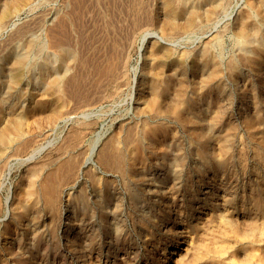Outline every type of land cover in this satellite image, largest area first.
I'll use <instances>...</instances> for the list:
<instances>
[{
    "label": "rangeland",
    "instance_id": "obj_1",
    "mask_svg": "<svg viewBox=\"0 0 264 264\" xmlns=\"http://www.w3.org/2000/svg\"><path fill=\"white\" fill-rule=\"evenodd\" d=\"M9 1L0 0V7L3 5L13 7L19 3L17 1H14L15 4L14 2L9 3ZM162 1H20L21 3L17 4V12H13L15 18L13 28L0 29V117H3L6 123L8 122L10 136L17 140L14 142L16 144L13 143V147H17L15 151H13L14 148L8 147V143L11 142L7 140L6 148L2 151L4 153L0 152V217L4 218L0 221V264H15L12 248L15 243V236L20 231L14 219L18 212L17 206L19 203L29 205L24 216L29 224L42 227L49 224L58 227L69 225L75 230L79 227L80 213L74 202L69 203L66 211H63L65 213L60 215V213L46 206L42 195L34 196L35 192H32V194L28 192L29 189L36 188L40 183V179L53 170L51 169L54 167L53 162L64 152L74 156L77 169L83 163L88 148L97 137L99 139L97 150L108 148L110 140L117 138L122 150L125 152L129 144L124 139L126 133L145 134L152 138V144L144 147L143 158L141 159V163L148 167L147 177L153 179L156 176V166L161 164L166 167L173 166L179 170L187 165L194 166L197 159L190 140H192V137L196 138L195 132L189 131L185 121L171 112L176 102L171 94H174L177 91L176 89L180 88L185 94L191 91L199 92L196 100L191 103L192 109L196 110V114H200L201 111L203 113L207 112L205 116L201 117L203 118V126L214 139L215 152L219 157H224L227 154L230 163L233 164L232 174L217 173L212 175L211 172H205L203 174L204 181H221L222 187L210 183L211 186L203 188L200 193H209L210 188L211 190L214 188L215 197L218 195L232 200L234 198L233 192L239 190V213L235 212L230 203L228 204L230 210L234 213L235 219H239L237 222L239 231L247 233L250 238L256 234L255 227L264 225V215L254 207V200L251 199L255 195H258L257 198H264V53L254 55L251 58L253 62H248L246 52L253 51L254 44L252 40L250 42L249 36L237 35L234 23L248 9L254 10L257 18V28L259 29L258 37L264 40V21L258 15V10H256V0H218V12L209 25L195 29L193 33L179 32L170 35L165 34L157 23V19L162 16L159 8ZM185 1L187 3H199L202 7L214 4L213 0ZM217 20L220 23L212 31V34L217 32L221 35L220 56L224 62V68L220 79L222 86L220 85L216 89L215 85L202 86L199 83L207 70L206 67H203V64L214 48L209 47L210 43H207L208 45L206 44V50L203 53L205 55L196 56L198 58L197 63H193L192 53L199 52L202 41L204 42L206 39L203 36L210 32L211 25ZM145 35L148 38L142 43ZM154 35L164 36L160 40L153 37ZM234 39L238 40L235 44ZM169 40L171 41L169 42ZM2 42L4 45H2ZM154 44L165 49L158 50V57L162 61V72L166 75V80L168 79L170 82L169 90L162 93L161 96V100H164L161 104L167 116H155L152 114L153 109L150 106L147 104L142 105L137 99L136 80L138 83L144 77V80L147 81L149 74L144 67L147 66L145 53L148 49L153 48L152 45ZM60 45L67 46L74 56V61L70 62L72 63L70 64L71 69L62 81L63 95L62 99L60 98L63 102L62 106L58 104L57 98H43L41 96L44 91H48V88L44 87V79L58 70L56 64L43 65V61L51 58L50 51L57 50ZM183 50L188 51L189 54L184 57L185 59H177L179 51ZM232 55L238 59L236 70H232L227 66V60ZM22 57L24 58L22 59ZM18 60L22 62L19 70L21 77L19 85L14 87L10 79L11 69ZM124 73L125 79L121 81V75L123 76ZM228 73L230 74L228 75ZM71 76H73V81L68 80ZM112 78L117 79L122 85L119 93L114 96L107 94L109 90L108 83ZM145 85H147L146 82ZM146 92L147 90L144 91L145 94ZM148 96L150 95L148 94ZM170 97L172 100H170ZM37 101L39 102L38 105ZM182 105H185V103L177 102V106ZM148 109L149 111H147ZM16 113L23 116V134H16L17 132L11 129ZM253 117L254 119H251ZM191 123L196 127L198 126L193 119ZM221 142L228 143V151L221 148ZM77 144L81 145L80 148L73 151V146ZM253 147H259L262 150L263 155L260 161L254 157ZM33 150L34 152H32ZM93 160L97 161L95 155ZM33 166L37 169L35 171L37 174H33L34 176L32 175ZM91 166L92 162L87 161L84 164V169ZM60 167L57 168L53 178V182L59 183L58 185L63 182L64 169ZM75 176L77 177V175ZM132 183L136 185L135 181H132ZM62 186L68 185L64 184ZM188 186L189 184L186 183V186H184L186 190H183L182 195H185ZM252 186H254V189ZM146 193V191L141 193V196L149 198V196H145ZM60 194H63L62 189L59 191ZM8 195H10L11 200L10 210L4 216L6 210L5 198ZM242 206L250 208L244 210ZM175 210L182 215L188 212L182 205H179ZM132 212L129 208H126L125 213L128 218H131V223L127 220L131 230L139 228L134 226ZM114 215L117 217L119 214ZM114 220L116 219L112 218V221ZM92 221L94 220L92 219ZM167 224L170 227L171 235V223ZM163 225H160L157 230H164ZM99 227L98 230L103 229L102 224ZM177 229L178 231H185L186 227L183 225L181 228L177 227ZM142 232L144 233L143 230ZM143 233L139 238L132 237L135 243L136 239H139L137 241L140 243L142 240L140 238L149 235V233ZM151 233H155L156 240H162V242L171 240L166 244L164 253L161 250L162 248L157 249L158 257L160 259L166 257L165 261L169 264L167 257L170 255L167 252L173 250L175 253L177 251V247L172 243L171 236L169 234L160 235L157 233L156 228L150 227ZM180 235L181 233H178L176 238L178 239ZM239 243V264H243L247 261L245 260L247 254L241 246L240 238ZM256 244L255 250L258 252H256L258 254L256 257L262 258L264 262V242L259 240L256 241ZM24 245H27V239ZM179 246L182 247V243ZM141 250H143L141 253L144 255L153 252L150 244L141 247ZM33 258L36 259L37 264H76L70 259L64 261L48 247L35 252ZM100 264H110V262L100 261Z\"/></svg>",
    "mask_w": 264,
    "mask_h": 264
},
{
    "label": "bare ground",
    "instance_id": "obj_2",
    "mask_svg": "<svg viewBox=\"0 0 264 264\" xmlns=\"http://www.w3.org/2000/svg\"><path fill=\"white\" fill-rule=\"evenodd\" d=\"M14 1L21 3L28 0H10L9 3ZM213 1V5L207 7H205L206 5H203L204 7H202L199 3H187L185 0H163L161 2V6L159 7L161 9L162 16L157 19V23L167 35L179 32L193 33L195 29H200L209 25L210 21L218 12L217 6L219 5V1ZM17 4L13 7L9 5H3L0 7V29L6 28L7 30V28H13L15 25L13 12H17ZM256 5L258 15L261 16V19L264 21V0H256ZM219 23L220 22L217 20L211 25L212 29L210 32L204 36L202 35L206 39L204 42L202 41V46L199 52L195 54L192 53L193 55L191 54L193 56V63H197L198 58H196V56L203 54L206 50L205 47L209 43L210 44L208 46L212 49L214 48L212 53L209 54V56L207 55L208 58L203 64V67H206L207 70L199 83H201L202 86L215 85L216 89L221 85L220 79L224 68V62L220 56V49L222 46L220 38L221 35L217 32L212 34V31L216 29ZM234 23L237 35L240 34L246 37L249 36L250 42L252 40L254 44V50L246 52V60L252 63L253 61L251 58L254 55L264 53V40L261 37H258L259 29L257 28V18L254 10L248 9L246 13L237 18ZM163 36L154 35L153 37L162 40ZM146 38H148V36L145 35L142 43L146 40ZM128 39L130 40V37ZM170 41L171 40H169V42ZM237 42L238 40L234 39V44ZM2 45H4L3 42ZM152 46L153 48L148 49L145 53L147 66L144 67L149 74L148 79L145 81L144 77H142L143 79L138 83L136 80V87L138 90L137 99L140 103H142V105L147 104L150 106L153 109L152 114L155 116H167L166 111L163 109L164 107L161 104V102L164 101L161 100V96L162 93L169 90L170 82L168 79L166 80V75L162 72V61L158 57V50L165 49L160 45L154 44ZM50 52L52 54L51 58H44L46 60L43 61V65L51 63L52 65L56 64L58 70L53 74L51 73L52 75L50 77L44 79L43 84L44 87L48 88V91H44L41 96L43 98H57L58 104L62 106L63 102L60 100L63 95L62 81L63 77L71 69L70 64L72 63L70 62L74 61V56L72 52L69 51V48L64 45H60L57 50L55 49ZM179 52L180 53L178 54L177 59L184 58L189 54L188 51L184 50ZM23 58L24 57H22V59ZM237 60L238 59L234 55L228 58V68L236 70L238 67ZM15 63L16 64L13 69H11L10 78L14 87L19 85L21 77L19 70L22 62L18 60ZM161 73L163 74L161 75ZM230 73H228V75ZM121 77V81H124L125 73L123 76L121 75ZM69 79L70 81H73V76L69 77L68 80ZM145 82L147 85H145ZM121 86V82L112 78L108 83L109 90L107 94L110 96L118 94ZM145 90H147L146 94L144 93ZM176 90L177 91L174 92V94H171L176 100L174 103L175 105L173 106L174 108L171 112L185 121L189 131L192 133L195 132L196 138L192 137L190 144L194 150V155L196 156L195 158L197 159L196 164L194 166L187 165L182 170L173 166L166 167L164 164H161L156 166V176L153 179L147 177L148 167L141 163V159L143 158L144 147L152 144V138L145 134L134 135L132 133H126L124 139L129 144L125 152L122 150L117 138L110 140L108 148H101L100 150H97L99 139L98 137H95L96 139H94L93 143L88 148L87 156L77 169L75 159L73 158L74 156L64 152L59 156V158L57 157L58 159H56L55 162H53L52 165L54 167L51 168L53 170L40 179L38 186L35 185L36 188L31 190L29 189L28 192L29 194L35 192L34 196L42 195L46 206H48L51 210L60 213V215L65 213L63 211H66L69 203L74 202L80 213L79 227L75 230L68 225V222V226L63 227H58L54 224H49L44 227L29 224L27 222L28 220L26 218L24 219L29 205L19 203L17 206L18 212L17 214L15 213L16 216L14 219L16 225L19 226L20 231L15 236V243L12 248L15 257V264H37L36 259H34L33 256L35 252L42 250L44 247H48L50 250H53L54 254L58 255L64 261L70 259L76 262V264H95V262L100 264V261L110 262V264H167L165 261L166 257L163 259L161 258L162 260L158 257V250L162 248L161 250H163L164 253L166 244L171 240L168 242H162V240L155 239V233L150 234L151 227L154 229L156 228L157 233L160 235H170V227H168L167 223H171L172 233L170 236L173 241L172 243L177 247V251L175 253L173 250L167 252L168 255H170L167 257L170 262L169 264H239V238L241 246L245 249L247 254L245 259L247 261L243 264H264L262 258L256 257L258 252L255 250L256 241L258 242L259 240H263L264 242V225L262 227H255L256 234L249 238L247 233L241 232V230L239 231V225L237 224L239 219H235L233 216L234 213H232L229 208L228 204L230 203L235 212L239 213V190L237 192H233L232 195L234 198L232 200L218 195L215 197L214 193L216 192H214V188H212V190L210 188L209 193H200L203 188L210 187L211 184L214 186L218 184L217 186L222 187L221 181H204L203 174L205 172H211L212 175H216L217 173H223L224 175L232 174L233 164L230 163L227 154L224 157H219L215 152L214 139H212L208 130L203 126V118L201 117L205 116L207 112L205 111L203 113V111H201L200 114H196V110L192 109L191 103L196 100V96L199 95V92L191 91L185 94L182 92V88ZM148 94L150 96H148ZM170 100H172V98ZM177 102H184L185 105L177 106ZM38 103L39 102L37 101V105ZM147 111H149V109ZM192 119L198 124L197 127L191 123ZM251 119H254V117ZM4 120L5 119L3 117H0V152L6 148L7 140L11 142L8 143V147H11L12 149L14 148L13 151H15L17 147H13V143L17 140L10 136L7 125L8 122L6 123V120ZM23 121L22 114L16 113L15 121L11 127V129L17 132L16 134H23ZM15 137H17V135H15ZM80 146L81 145L79 144L74 145L72 150L76 151L80 148ZM220 146L224 151H228V143L221 142ZM252 151L254 152V157L260 161L263 155L262 150L259 147H253ZM32 152H34V150ZM94 155L97 161L93 160ZM87 161H91L92 166L84 169V164ZM56 165H58V167H56ZM59 167L64 169V173L62 175L63 182L60 185H58L59 183L53 182L54 175ZM36 170V167L33 166L32 175L37 174L35 173ZM75 175H77V177ZM132 181H135L136 185H133ZM186 183H188L189 186L185 195H182ZM64 184H67L68 186L63 187L62 185ZM252 188L254 189V186H252ZM61 189L63 194L59 195V191H61ZM145 191L147 192V195L145 194V196H149V198L141 196V193ZM180 195L182 196L179 197ZM254 197L251 198L252 201L254 200V207L260 210L261 214L264 215V198H257L258 195H255ZM10 201V195H8V197L5 198L6 210L4 216L9 213V206L11 204ZM179 205H182L187 209V214L182 215L179 211L175 210V208H178ZM242 207L244 210L250 208H245V206ZM126 208L133 211L131 215L132 221L134 226H138L139 228H133L132 230L129 228L127 220L131 223V218H128V215L125 213ZM14 210L16 211L15 208ZM114 214L119 215L116 217ZM112 218L116 220L112 221ZM3 219V217H0V221ZM92 219L94 221H92ZM100 224H102V230H98L100 228ZM160 225H163L165 229L162 231L157 230ZM183 225L186 227V230L178 231L177 227L181 228ZM142 233H149V235L147 237L145 236L140 238L142 239L140 243L137 241L139 239H136L135 243L132 237L136 236L139 238ZM178 233H181V235L178 236L179 238L177 239L176 237ZM26 239L27 245H24ZM180 243H182V247L179 246ZM146 244L151 245L153 251L151 254L144 255L141 253L143 251L141 250V247ZM136 245L138 246L137 248Z\"/></svg>",
    "mask_w": 264,
    "mask_h": 264
}]
</instances>
